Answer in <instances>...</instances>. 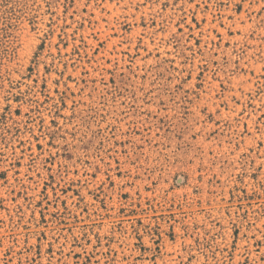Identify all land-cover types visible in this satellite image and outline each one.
Instances as JSON below:
<instances>
[{
	"label": "rangeland",
	"instance_id": "374dc122",
	"mask_svg": "<svg viewBox=\"0 0 264 264\" xmlns=\"http://www.w3.org/2000/svg\"><path fill=\"white\" fill-rule=\"evenodd\" d=\"M0 264H264V0H0Z\"/></svg>",
	"mask_w": 264,
	"mask_h": 264
}]
</instances>
